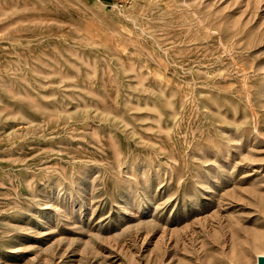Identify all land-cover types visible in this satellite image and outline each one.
Here are the masks:
<instances>
[{
	"label": "rangeland",
	"instance_id": "obj_1",
	"mask_svg": "<svg viewBox=\"0 0 264 264\" xmlns=\"http://www.w3.org/2000/svg\"><path fill=\"white\" fill-rule=\"evenodd\" d=\"M263 251L264 0H0V264Z\"/></svg>",
	"mask_w": 264,
	"mask_h": 264
},
{
	"label": "water",
	"instance_id": "obj_2",
	"mask_svg": "<svg viewBox=\"0 0 264 264\" xmlns=\"http://www.w3.org/2000/svg\"><path fill=\"white\" fill-rule=\"evenodd\" d=\"M257 262L255 264H264V255L263 256H257Z\"/></svg>",
	"mask_w": 264,
	"mask_h": 264
},
{
	"label": "bare ground",
	"instance_id": "obj_3",
	"mask_svg": "<svg viewBox=\"0 0 264 264\" xmlns=\"http://www.w3.org/2000/svg\"><path fill=\"white\" fill-rule=\"evenodd\" d=\"M225 48V47H224ZM242 70H243V68H242ZM245 74V73H244ZM247 76V75H246ZM246 76L245 75H241V80L244 82V79L246 78ZM254 238L256 237V235H254L253 236ZM264 255V251H263V253L262 254H260L259 256H263ZM257 262V260L254 262V263H252V264H255Z\"/></svg>",
	"mask_w": 264,
	"mask_h": 264
}]
</instances>
